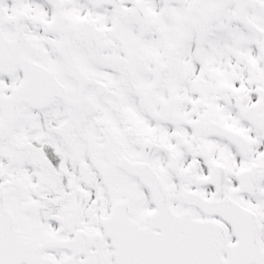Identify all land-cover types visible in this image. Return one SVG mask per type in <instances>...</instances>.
I'll list each match as a JSON object with an SVG mask.
<instances>
[{"label": "snow or ice", "instance_id": "snow-or-ice-1", "mask_svg": "<svg viewBox=\"0 0 264 264\" xmlns=\"http://www.w3.org/2000/svg\"><path fill=\"white\" fill-rule=\"evenodd\" d=\"M0 264H264V0H0Z\"/></svg>", "mask_w": 264, "mask_h": 264}]
</instances>
